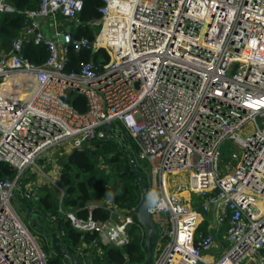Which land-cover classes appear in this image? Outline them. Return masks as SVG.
Here are the masks:
<instances>
[{
    "label": "built area",
    "instance_id": "obj_1",
    "mask_svg": "<svg viewBox=\"0 0 264 264\" xmlns=\"http://www.w3.org/2000/svg\"><path fill=\"white\" fill-rule=\"evenodd\" d=\"M101 1L90 41L71 34L83 0H38L0 56V161L16 170L12 180L0 181V264H47L12 204L16 192L34 198L38 182L20 191L27 169L49 151L80 149L119 125L148 164V194L157 199L150 204L153 219L161 217L154 219L161 237L153 264L252 260L264 249V0ZM6 6L0 0V11ZM57 16L69 25L54 21L45 34L39 22ZM28 44L46 47L43 64L22 56ZM68 47L101 49L108 62H84L67 73ZM69 93L85 98V113L67 101ZM226 142L238 152L221 167ZM180 173H188L187 183L175 178ZM50 182L61 202L63 191ZM182 193L198 196L200 209L181 201ZM102 205L105 221L64 216L104 246L125 247L138 225L133 212ZM213 210L209 232H197L202 215ZM221 223L225 246L213 255L212 231ZM94 244L78 250L81 264H94L84 255Z\"/></svg>",
    "mask_w": 264,
    "mask_h": 264
},
{
    "label": "trees",
    "instance_id": "obj_2",
    "mask_svg": "<svg viewBox=\"0 0 264 264\" xmlns=\"http://www.w3.org/2000/svg\"><path fill=\"white\" fill-rule=\"evenodd\" d=\"M13 11H0V56L9 52L11 42L18 37L25 26L24 11L36 9L38 0H4ZM101 0H83V8L77 16L79 24L71 29L75 39L85 37L92 41L99 27L91 23L100 18L98 9L102 6ZM44 45H25L22 56L34 65H41L47 58ZM101 60L102 62H99ZM91 61L96 65L108 62V55L103 50L94 53H76L71 47L67 49L65 72H78L81 63ZM67 101L80 113L86 112V100L81 95L69 93ZM116 126V125H115ZM113 137L103 140H93L80 149L71 150L64 158H56L60 169L57 184L63 191L61 202L54 191L40 188L37 196L26 199L20 192L15 193L14 204H18L23 213L27 215L24 224L32 235L44 234L49 241L43 243L47 252V264H69L63 257L56 255L51 248L50 237L55 233L61 242L63 250L75 255L79 261L78 250L83 245H91L96 236L89 233H80L75 230L65 218L67 212L73 213L78 219L86 220L89 216L96 221H105L108 211L102 203H111L121 212H134L142 200L141 182L148 186V164L136 157V147L122 126L114 128ZM226 143L221 149V159L227 161L228 147ZM135 168L139 176L135 174ZM16 170L10 165L0 161V181L12 180ZM30 182L28 178L21 179V190ZM42 191V192H41ZM99 202V204H97ZM92 207V208H91ZM55 217V221L51 220ZM137 225V222L135 220ZM208 227V226H207ZM206 226H199L197 232L208 233ZM132 232V241L123 248L101 246V255L94 250V264H142L144 261L143 241L144 235L138 225ZM226 225L222 227L224 232ZM158 251L155 250L154 255ZM264 258V249L260 251Z\"/></svg>",
    "mask_w": 264,
    "mask_h": 264
},
{
    "label": "rangeland",
    "instance_id": "obj_3",
    "mask_svg": "<svg viewBox=\"0 0 264 264\" xmlns=\"http://www.w3.org/2000/svg\"><path fill=\"white\" fill-rule=\"evenodd\" d=\"M129 139V137H128ZM226 143H230V142H226ZM225 143V144H226ZM224 144V145H225ZM224 145L222 146V148L224 147ZM221 148V149H222ZM232 152H238V149L236 147H234L231 143L229 144L228 147V157H227V161H223L221 159L220 156V165L221 167H223L225 164H227L230 161V155ZM70 152L67 151V149L64 148H57L56 150H52L49 151L48 153H46L45 155H43V157L40 159H38L37 161H35V166L29 167L25 173V177L29 179V181H32L34 183L38 182V186L36 187L35 190V197L37 196V193L39 192L38 190L40 188H48L52 191V186H51V182L50 180L57 182L56 181V177L58 175V165H57V161L56 158H64L66 157ZM175 178H179L182 182L184 181L185 183H187L188 181V173L184 174V173H180L179 175H177ZM48 186V187H47ZM42 192V191H41ZM188 194L186 193H182L181 196L184 197L187 196ZM182 199L181 201L185 202V200ZM14 202V201H13ZM99 203V202H97ZM13 204V207L16 211V213L19 215V217L21 218V220L24 222L25 218H27V215L25 213L22 212V210L19 208L18 204ZM194 209H200V199L198 198V196L196 195H191L190 196V203H189ZM203 217V221L200 224V226H212L213 225V215L212 213H205L202 215ZM155 220H160L161 217L157 216L154 218ZM224 226L223 223L220 224V231H222V227ZM134 229V228H133ZM141 234L143 235V232L140 231ZM133 233H139V230L136 231V229L133 230ZM44 234H39L36 235L35 237L37 238V242L39 243L41 249L43 250V252L45 253V255L47 254V252L45 251L44 248V244L45 242H47L48 238L47 237H43ZM47 238V239H46ZM49 242V241H48ZM226 243V247L229 246V244L227 242ZM104 246L105 244L102 243L99 240L95 241V244L90 246L89 248H87V252L84 254L86 258H88L89 260H91V262H93V257H94V250L91 247H96V254L97 255H101L102 251H101V246ZM259 255H257L256 257H254L252 260L250 261H246L243 264H258L259 262ZM94 263V262H93Z\"/></svg>",
    "mask_w": 264,
    "mask_h": 264
},
{
    "label": "water",
    "instance_id": "obj_4",
    "mask_svg": "<svg viewBox=\"0 0 264 264\" xmlns=\"http://www.w3.org/2000/svg\"><path fill=\"white\" fill-rule=\"evenodd\" d=\"M3 11H13V9L7 5ZM111 137H113V135H111L110 131H106V138ZM134 171L135 174L139 176L138 169L135 168ZM141 190L142 200L138 209L132 213V216L135 218L144 235L143 252L145 258L142 264H153L156 245L161 237V230L150 212V200L152 198L148 194V186L146 183L141 182ZM50 244L52 251L56 255L66 259L69 264H81L75 255H72L68 251L62 249L60 239L55 233L51 234Z\"/></svg>",
    "mask_w": 264,
    "mask_h": 264
},
{
    "label": "crops",
    "instance_id": "obj_5",
    "mask_svg": "<svg viewBox=\"0 0 264 264\" xmlns=\"http://www.w3.org/2000/svg\"><path fill=\"white\" fill-rule=\"evenodd\" d=\"M54 21H56L57 23H59L63 26L69 25V23H67L61 16H57L55 19H48V20L40 21L39 27L45 34H51V32L53 30ZM74 27H77V24L70 22V28L73 29ZM57 178H58V175H57ZM37 186H38V183H37ZM35 190H36V188H35ZM182 199H184V197H182ZM184 200L186 202V201L190 200V197L185 196ZM97 204H99V203H97ZM188 205H190V204H188ZM213 214H214V210H213L212 215ZM212 234H213V236L215 238V242H216L215 249L213 250L212 254L213 255H219L224 250V246H225L224 245V239H223V232L220 231L219 226L218 227L216 226L214 228V230L212 231Z\"/></svg>",
    "mask_w": 264,
    "mask_h": 264
},
{
    "label": "clouds",
    "instance_id": "obj_6",
    "mask_svg": "<svg viewBox=\"0 0 264 264\" xmlns=\"http://www.w3.org/2000/svg\"><path fill=\"white\" fill-rule=\"evenodd\" d=\"M150 203H151L152 206H155L157 204V199L156 198L151 199Z\"/></svg>",
    "mask_w": 264,
    "mask_h": 264
}]
</instances>
